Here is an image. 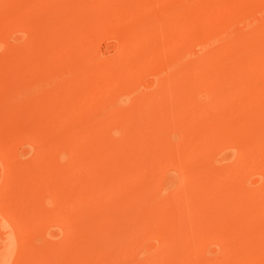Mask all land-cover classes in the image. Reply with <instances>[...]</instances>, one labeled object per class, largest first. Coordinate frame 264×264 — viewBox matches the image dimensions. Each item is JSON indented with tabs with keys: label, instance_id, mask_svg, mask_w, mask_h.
I'll use <instances>...</instances> for the list:
<instances>
[{
	"label": "rangeland",
	"instance_id": "374dc122",
	"mask_svg": "<svg viewBox=\"0 0 264 264\" xmlns=\"http://www.w3.org/2000/svg\"><path fill=\"white\" fill-rule=\"evenodd\" d=\"M263 147L264 0H0L8 264H264Z\"/></svg>",
	"mask_w": 264,
	"mask_h": 264
},
{
	"label": "bare ground",
	"instance_id": "6f19581e",
	"mask_svg": "<svg viewBox=\"0 0 264 264\" xmlns=\"http://www.w3.org/2000/svg\"><path fill=\"white\" fill-rule=\"evenodd\" d=\"M202 4V3H201ZM224 6V5H223ZM203 8V7H202ZM204 9V8H203ZM207 9V8H206ZM208 10V9H207ZM220 11V10H219ZM221 15V14H220ZM49 20V19H48ZM246 20V19H245ZM134 26V25H133ZM215 30V29H214ZM134 31V30H133ZM210 34V33H209ZM213 36V35H212ZM211 36V38H212ZM209 37V36H208ZM261 38V37H260ZM234 59V58H233ZM256 62V61H254ZM257 63V62H256ZM156 67V66H155ZM160 67V66H159ZM156 69H159V68H156ZM155 69V70H156ZM249 70V69H248ZM155 73V72H154ZM215 81V80H214ZM204 84V83H203ZM181 86V85H180ZM169 87V86H168ZM231 91V90H230ZM166 92V91H165ZM159 94V93H158ZM127 96V95H126ZM182 104V103H181ZM182 113V112H181ZM196 121V120H195ZM131 124V123H130ZM164 124V123H163ZM166 124V123H165ZM145 127V126H144ZM176 129V128H175ZM260 131V130H259ZM252 137V136H251ZM255 138V137H254ZM233 139V138H232ZM252 141V140H251ZM264 148V147H263ZM210 160V159H209ZM212 165V164H211ZM212 175V174H211ZM209 176V175H208ZM199 179V178H198ZM195 181V180H194ZM205 184V183H204ZM212 186V185H211ZM204 189V188H203ZM205 191V190H204ZM223 192V191H222ZM33 197V196H32ZM202 201V200H201ZM233 203V202H232ZM247 205V204H246ZM223 206V205H222ZM179 212V211H178ZM220 212V211H219ZM258 217V216H257ZM256 220V219H255ZM197 222V221H196ZM254 223V222H253ZM31 227V226H30ZM264 234V233H263ZM12 243V242H11ZM9 245V244H8ZM6 247V245H5ZM4 247V248H5ZM10 247V246H9ZM13 247V246H12ZM11 247V248H12ZM6 250V249H5ZM11 250V249H10ZM8 250V251H10ZM4 251V250H3ZM12 252V251H11ZM3 253V252H2ZM13 253V252H12ZM10 253H3V255H0V264H8L9 263V255Z\"/></svg>",
	"mask_w": 264,
	"mask_h": 264
}]
</instances>
